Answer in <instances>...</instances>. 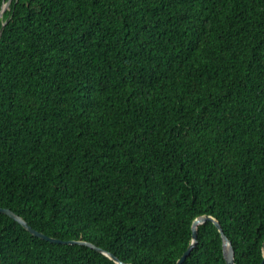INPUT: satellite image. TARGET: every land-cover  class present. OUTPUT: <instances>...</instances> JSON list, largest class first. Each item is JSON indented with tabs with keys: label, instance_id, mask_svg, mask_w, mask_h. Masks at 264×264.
<instances>
[{
	"label": "trees",
	"instance_id": "obj_1",
	"mask_svg": "<svg viewBox=\"0 0 264 264\" xmlns=\"http://www.w3.org/2000/svg\"><path fill=\"white\" fill-rule=\"evenodd\" d=\"M4 22L0 206L131 264H175L209 214L261 263L264 0H13ZM0 264L117 263L0 213ZM183 264H227L212 221Z\"/></svg>",
	"mask_w": 264,
	"mask_h": 264
},
{
	"label": "water",
	"instance_id": "obj_2",
	"mask_svg": "<svg viewBox=\"0 0 264 264\" xmlns=\"http://www.w3.org/2000/svg\"><path fill=\"white\" fill-rule=\"evenodd\" d=\"M12 1L13 0H7L3 4L2 10L0 11V18H3L5 11H7L8 9L11 8ZM5 23L6 22H4V24L2 25V27L0 29V34L3 32ZM0 213H4V214H7L8 216L12 217L16 221H18L23 227H25L29 232H31L33 235H35L39 238H42L44 240L54 242V243H61V244H83V245H87V246L94 248L97 251L105 254L110 259L114 260L117 264H131V263H128V262L122 260L119 256H117L113 252L106 250V249L96 245L93 242L86 241V240H63V239H60L57 237L50 236V235L34 228L32 225H30L28 223V221L23 216L19 215L18 213H16L11 208L0 206ZM207 221H212L221 233V237H222V241H223V252H224V257H225L226 263L227 264H236V262H235V248L232 244L231 239L225 233L221 222L216 217L209 215V214L200 215L197 218H195V220L192 223V241L189 244V246L187 247V249L183 252L181 257L176 261L175 264H183L186 261V259L191 255L192 251L194 250V248L198 244L199 227L201 224H203ZM262 251H263V259H262L260 264H264V242H263V246H262Z\"/></svg>",
	"mask_w": 264,
	"mask_h": 264
}]
</instances>
